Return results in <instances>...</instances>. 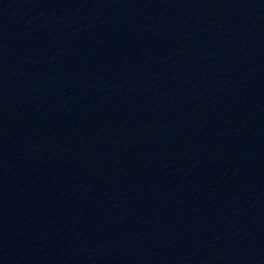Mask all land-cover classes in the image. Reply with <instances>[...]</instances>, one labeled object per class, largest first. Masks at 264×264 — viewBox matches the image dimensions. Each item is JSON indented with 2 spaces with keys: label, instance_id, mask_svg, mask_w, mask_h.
<instances>
[{
  "label": "water",
  "instance_id": "obj_1",
  "mask_svg": "<svg viewBox=\"0 0 264 264\" xmlns=\"http://www.w3.org/2000/svg\"><path fill=\"white\" fill-rule=\"evenodd\" d=\"M0 264H264V0H0Z\"/></svg>",
  "mask_w": 264,
  "mask_h": 264
}]
</instances>
